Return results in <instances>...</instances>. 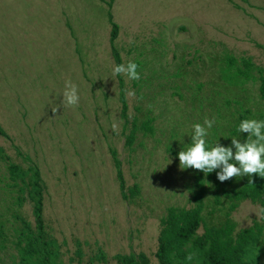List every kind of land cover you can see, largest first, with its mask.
<instances>
[{
    "label": "rangeland",
    "instance_id": "rangeland-1",
    "mask_svg": "<svg viewBox=\"0 0 264 264\" xmlns=\"http://www.w3.org/2000/svg\"><path fill=\"white\" fill-rule=\"evenodd\" d=\"M109 1L0 0V123L12 137L0 135V148L25 168H40L47 230L65 264H120L115 256L131 252L158 264L161 219L168 206H194L199 174L207 224L226 218L229 202L223 193L216 202L215 180L181 170L178 153L205 118L216 121L208 129L209 149L217 142L230 146L231 138L243 142V115L264 120L260 81L228 65L233 56L238 65L251 57L264 67V0H114L111 7ZM110 11L120 25L123 62L137 63L141 77L123 75L127 119L112 74ZM68 81L78 88L76 107L62 104ZM148 118L154 131L138 129L128 145L134 120L141 127ZM112 148L127 189L141 188L135 197L121 195ZM244 178L221 183L231 188ZM11 182L0 153V223L8 239L0 244L1 264H13L17 254L18 215L35 223L32 202L20 205ZM258 207L240 203L232 212L237 230L260 220L251 212ZM102 251L106 261L99 259Z\"/></svg>",
    "mask_w": 264,
    "mask_h": 264
},
{
    "label": "trees",
    "instance_id": "trees-1",
    "mask_svg": "<svg viewBox=\"0 0 264 264\" xmlns=\"http://www.w3.org/2000/svg\"><path fill=\"white\" fill-rule=\"evenodd\" d=\"M113 1H109L110 7L113 5ZM109 21L111 23V49L117 66L124 64L121 52L116 46L120 25L114 20L111 11L109 12ZM259 46L262 45L259 44ZM237 63V58L228 57V65L230 68L236 67V74L247 80L256 78L260 81L259 92L264 101V67L257 65L251 57H242L241 65ZM117 78L120 87L119 99L122 105L121 115L127 119L129 105L125 78L123 74H118ZM244 119H246L245 115L242 120ZM152 122L153 118H148L140 127L135 119L133 128L127 136L128 145L131 146L134 143L138 129L143 128L152 133L154 131ZM0 135L12 139L1 123ZM206 147L209 148V144ZM0 153L1 158L7 162L9 177L12 181L10 184L19 192L18 203L22 205L30 200L35 217V223H31L23 216L18 215L21 225L16 229V239L13 240L17 249L13 264H65L58 241L50 236L47 230L44 218L45 184L40 168L36 165L25 168L20 163L12 161L2 147ZM111 153L117 169L116 174L122 197L130 199L137 196L141 191L139 184L135 183L127 189L122 160L115 149L112 148ZM207 177L215 180V187L220 191L216 195V202L221 201V193L229 202L224 222L220 225L207 224L203 214L206 205L204 201L205 180L203 174H199L196 182L198 189L192 197L194 206H168L166 215L161 219L156 251L158 264H259L260 259L264 257V220H255L251 226L237 230V223L232 218V212L244 200L260 203L264 207V178L254 175V185H251L248 184V177H245L240 185L229 188L217 179L215 171L208 174ZM202 226L204 231L199 233ZM3 227V224L0 223V244H4L8 240ZM77 254L81 259V249H78ZM190 255L192 259H188ZM115 257L120 264H151L150 257L144 252L119 253ZM99 259L107 260L105 252L100 253ZM193 260L197 262H193Z\"/></svg>",
    "mask_w": 264,
    "mask_h": 264
},
{
    "label": "clouds",
    "instance_id": "clouds-1",
    "mask_svg": "<svg viewBox=\"0 0 264 264\" xmlns=\"http://www.w3.org/2000/svg\"><path fill=\"white\" fill-rule=\"evenodd\" d=\"M112 74L114 76L123 74L130 81L141 78L138 64L131 61L115 66ZM128 95L131 97L135 93L129 91ZM62 96V104L65 107L78 106L80 96L77 85L74 83L70 81L65 83ZM215 122L214 118H205L203 125L200 123L193 125L191 145L178 153L179 168L198 170L205 176L215 171L220 182L237 177H248V184L254 185V175L264 178V120H242L238 131L247 133L243 142L240 139L231 138L230 146H222L217 142L209 149L206 147V137L208 129H211ZM112 127L115 130L117 126L113 124ZM251 212H254L258 219L264 220V207H258ZM188 259H192L191 255Z\"/></svg>",
    "mask_w": 264,
    "mask_h": 264
}]
</instances>
